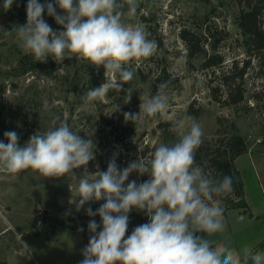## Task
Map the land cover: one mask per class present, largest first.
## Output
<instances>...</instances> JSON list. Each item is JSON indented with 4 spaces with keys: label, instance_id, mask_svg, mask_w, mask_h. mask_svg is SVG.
Listing matches in <instances>:
<instances>
[{
    "label": "rangeland",
    "instance_id": "rangeland-1",
    "mask_svg": "<svg viewBox=\"0 0 264 264\" xmlns=\"http://www.w3.org/2000/svg\"><path fill=\"white\" fill-rule=\"evenodd\" d=\"M27 2L28 0H14L12 7L5 10L2 6L3 0H0V141L7 143L4 133L15 131L19 136L18 143L23 146L32 134L46 131L51 119L59 116L82 138L93 139L96 158L89 162L87 169L89 173H94L97 170L106 171L114 154L118 167L123 169L138 155H147L161 143H176L188 130L191 121L187 118L191 116L203 129L201 145L204 143L207 146L218 137L237 133L246 139L250 149L258 150L241 154L235 167L245 175L256 172L264 189V153H260V149H264V98H253L255 92L264 86V69L255 55L249 56L246 53L244 34L238 21V0H138L136 16L125 17V23L143 24L150 33L148 38L157 42L156 53L130 63L129 67L134 70L135 75L129 86L123 85L125 90L131 88L133 91L129 103H126V91L112 89L103 100L88 104L84 103L82 95L88 89L97 88L111 79L105 77L103 66L96 68L75 57L65 58L62 62L48 57L46 62H39L21 48L15 34L4 35V31H11L14 25L26 24ZM38 2L55 3V0ZM56 11L63 15L58 7ZM123 11H127L126 4ZM206 16L208 20H205ZM43 18L54 31L62 30L55 19L47 15L46 10ZM184 26H208L212 31L222 28L228 31V38L221 46L226 59L225 68L227 69L233 60H238L240 65L243 60L250 58L251 61L244 83L246 102L233 106L221 105L213 100L209 87L211 70L202 67L203 54L189 56L187 46L180 36ZM202 45L210 49L207 43L202 42ZM163 70H166L168 78L173 80L164 89L169 98L166 110L155 117H143L135 123L125 121L124 113H139L140 103L160 91L163 82H168L167 79H161L154 85ZM191 107L200 109L197 117L190 113ZM108 119L116 122L114 133L111 132ZM178 122H183V126ZM139 145L143 147V153L138 152ZM204 159L206 160L205 153ZM196 164L202 167V163ZM204 165L207 168L206 174H209L211 169L208 163L204 162ZM82 172L83 169L75 170L79 176ZM148 179V175L140 176L135 172L129 176V181L136 180L137 183ZM76 188L77 182L66 176L44 178L32 170L7 174L0 169V196L10 201L12 213L15 212V216L23 223L9 228L7 219L11 220L10 215L5 208L0 207V264H40L32 242L52 234L51 229L46 228V223L52 228L73 227L88 224L90 220L95 219L97 224H100V217H89L86 209L91 207L95 212L104 203L103 200L85 204L80 211H76V207L69 209L66 213L55 209L52 214H48L49 211L44 208L35 209L38 203L56 199L59 201V198L74 202L78 199ZM233 197L231 191L219 197L214 196V200H218L222 207ZM260 199L262 200L261 195ZM39 210H42L44 223L41 226L36 224ZM237 213L236 208H231L226 220H229L231 225L243 228L248 226V217L240 221ZM148 222L147 215L142 211L133 209L129 213L128 226L133 230ZM254 222L252 225L256 226ZM251 227L248 226L245 230ZM29 229L32 231L26 233ZM244 232L241 236L227 238L224 248L240 251L247 245L254 249L257 243L262 241H253V237L248 238ZM38 234H42L40 239L36 236ZM21 240L28 248L24 247ZM19 248H22L24 253H16ZM51 253L52 260L74 255L66 247ZM78 256L76 260L81 259V253H78Z\"/></svg>",
    "mask_w": 264,
    "mask_h": 264
},
{
    "label": "clouds",
    "instance_id": "clouds-1",
    "mask_svg": "<svg viewBox=\"0 0 264 264\" xmlns=\"http://www.w3.org/2000/svg\"><path fill=\"white\" fill-rule=\"evenodd\" d=\"M13 3L3 0L2 6L7 10ZM138 6V0H55L44 4L28 0L26 24L14 25L4 35L15 34L21 48L39 62H46L48 57L61 62L75 57L96 68L103 66L105 77L111 79L88 89L82 95L85 104L103 100L112 89L126 91L129 103L133 91L125 90L123 85L135 75L130 63L153 56L158 47L154 39L148 38L150 33L143 24L125 23V17L136 16ZM57 7L63 15L57 13ZM45 10L62 30L54 31L44 20ZM167 86L168 82H163L160 91L140 103L139 113L126 112L124 120L135 123L165 111ZM187 119L190 126L176 143H161L123 169L118 167L114 154L106 171L89 173L87 165L96 158L93 139L82 138L66 120L54 116L46 131L32 134L23 146L15 131L5 132L8 142L0 141V169L7 174L32 170L44 178L66 176L75 180L78 199L72 203L76 211L90 202L104 201L95 212L91 207L86 209L89 217L98 215L101 223L89 221L91 235L79 264H264L262 251L247 245L240 251L219 249L213 241L197 235L211 236L225 230L224 208L214 196L230 193L233 180L228 175L214 180L196 164L203 129L194 117ZM178 124L183 126V122ZM138 152H144L141 145ZM77 169H83L79 177ZM134 172L149 179L142 183L129 181ZM133 209L144 212L149 222L138 225L125 238Z\"/></svg>",
    "mask_w": 264,
    "mask_h": 264
},
{
    "label": "trees",
    "instance_id": "trees-1",
    "mask_svg": "<svg viewBox=\"0 0 264 264\" xmlns=\"http://www.w3.org/2000/svg\"><path fill=\"white\" fill-rule=\"evenodd\" d=\"M238 4L240 7L238 21L244 34L243 44L246 53L249 56L255 55L261 68L264 69V0H238ZM208 19L206 16L205 20ZM228 35L225 28L212 31L208 26L200 28L184 26L180 32L190 57L198 54L204 55L202 67L211 70L209 87L213 100L221 105L237 106L247 100L244 83L251 61L250 58L243 60L240 65L238 60H233V63L227 69L225 68L226 59L221 51V46ZM202 42L210 45V49H206ZM159 75L154 85L161 79H167L168 84L172 83L173 80L168 78L166 70H163ZM126 85L129 86L130 82H127ZM253 98L256 100L264 98V86L255 92ZM189 111L195 117L200 113L199 108L191 107ZM111 121L108 119L111 132L114 133L116 122ZM130 134L132 135L133 132L131 131ZM248 149L249 145L246 139L240 134L233 133L218 137L217 140L210 141L207 146L203 143L195 153L196 163H202L205 174L207 168L204 162L208 163L211 171L206 175L212 179L222 180L225 175L232 177L234 197L222 206L224 213L231 208L238 209L241 214L247 212L244 183L239 171L234 166V161ZM207 150L208 152H206ZM204 153L206 160H203ZM262 249H264V240L257 243L253 250L261 251Z\"/></svg>",
    "mask_w": 264,
    "mask_h": 264
},
{
    "label": "crops",
    "instance_id": "crops-1",
    "mask_svg": "<svg viewBox=\"0 0 264 264\" xmlns=\"http://www.w3.org/2000/svg\"><path fill=\"white\" fill-rule=\"evenodd\" d=\"M258 150H252L248 149L247 153L254 152ZM260 153H264V149H260ZM239 156L235 159L234 161V166H236V162L238 160ZM236 168V167H235ZM240 173V176L243 180L244 183V188H245V199L248 205L247 212L241 214L238 209V215L241 217H248L246 218L248 222V226H252L251 229L245 230L246 227L242 226H235V224L231 225L229 220H226V217L228 215V209L224 213V224H225V230L222 233H216L214 235L208 236L207 234L204 233H198L197 235L205 236V238L209 239L212 241L213 237L216 238L213 246L219 249L224 248V241L229 238L230 236H237V235H242L241 233L244 232L245 234L248 235L249 237H253L254 240L262 239L264 240V189L261 186L260 183V176L253 173H248L245 175L244 173H241V170H237ZM76 174V173H75ZM79 174V173H78ZM76 174L77 177L79 175ZM81 175V173H80ZM248 178V179H247ZM44 187H47V185H44ZM70 188V187H69ZM260 195L262 196V200L260 199ZM0 207L5 208L7 211V214L10 215L11 220L7 221L9 224L14 227L18 225H23L21 221L15 216V212H13V207L11 206L10 201L6 199L4 196H0ZM71 201H67L66 199H61L59 198V201L57 199L55 201L50 200V201H44V203H38L35 206V209L37 207H41L42 209L48 210V214H52V210H59L61 213H66L65 211H69V209H75V204L73 205ZM70 204V205H69ZM254 222V225H252V222ZM250 224V225H249ZM46 228L51 229L50 235H46L45 239L39 240V241H34L32 242V245L34 247L33 250L36 249V254L37 258L40 262V264H79V262L82 260V249L88 244L89 238L91 233L88 231V224H83L79 226H73V227H54L52 228L49 223H46ZM79 228H83V231H78ZM32 230H27L25 231L26 233ZM100 229H97V232H99ZM250 233V235H249ZM130 235V234H127ZM127 235L125 238H127ZM21 236V235H20ZM39 237H42V234L36 235ZM35 237V236H34ZM252 241V242H253ZM260 242V241H259ZM63 247L69 248L72 253L70 258H65V259H56L52 260V253L53 251H56L57 249H62ZM264 251V249H262ZM261 250V251H262ZM262 251V252H263ZM12 252V251H11ZM16 253H24L22 248L17 249L15 251ZM78 253H81V259L76 260L79 256ZM48 254V255H47ZM68 256V255H67ZM68 259V260H67ZM64 260V261H61Z\"/></svg>",
    "mask_w": 264,
    "mask_h": 264
},
{
    "label": "built area",
    "instance_id": "built-area-1",
    "mask_svg": "<svg viewBox=\"0 0 264 264\" xmlns=\"http://www.w3.org/2000/svg\"><path fill=\"white\" fill-rule=\"evenodd\" d=\"M38 215H39V217L37 218L36 224H37L38 226H41V225L44 224V223H43V219H42V210H39V211H38ZM0 216H2L1 210H0ZM7 224H8V226H9V228H12V226L8 223V221H7ZM132 231H133V228H132L131 226H128V230H127V232H126V235H127V234H131Z\"/></svg>",
    "mask_w": 264,
    "mask_h": 264
},
{
    "label": "water",
    "instance_id": "water-1",
    "mask_svg": "<svg viewBox=\"0 0 264 264\" xmlns=\"http://www.w3.org/2000/svg\"><path fill=\"white\" fill-rule=\"evenodd\" d=\"M252 262L251 261H249V264H251Z\"/></svg>",
    "mask_w": 264,
    "mask_h": 264
}]
</instances>
